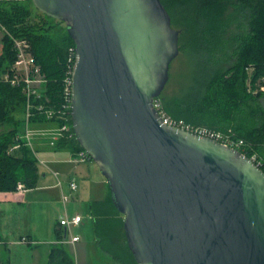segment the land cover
<instances>
[{
    "label": "water",
    "instance_id": "95a60500",
    "mask_svg": "<svg viewBox=\"0 0 264 264\" xmlns=\"http://www.w3.org/2000/svg\"><path fill=\"white\" fill-rule=\"evenodd\" d=\"M75 43L72 127L107 180L138 264H264V172L167 126L154 107L180 55L161 0H32Z\"/></svg>",
    "mask_w": 264,
    "mask_h": 264
},
{
    "label": "trees",
    "instance_id": "16d2710c",
    "mask_svg": "<svg viewBox=\"0 0 264 264\" xmlns=\"http://www.w3.org/2000/svg\"><path fill=\"white\" fill-rule=\"evenodd\" d=\"M161 1L181 33L180 53H189L202 62L194 81L180 94L160 97L165 110L195 125L220 131L233 129L245 140L244 154L250 158L256 155L264 161V106L258 109L251 104L264 97V92L249 91L247 72L248 67H253L251 84L256 88L257 81L264 78V0ZM33 7L32 0H0V29L4 27L8 32H4L1 39L0 126L9 128L0 132V192H15L19 182L28 190L36 188L41 178L36 153L21 138L26 112L23 88L14 87L4 79L16 60L10 35L25 38L30 43L41 74L46 78L49 106L54 107L64 103L70 65L68 54L75 48L66 27L60 29L63 22L52 18L48 22L43 19L47 16L38 10L35 12ZM233 27L237 32L232 35L230 52L227 34ZM248 108L254 113L246 128ZM32 123H46V120L36 116ZM17 142H20V150L10 153ZM55 146L69 148L73 157L84 151L75 135L63 136ZM90 207L98 216L95 221L97 243L107 242L103 252L118 264H138L128 246L124 217L115 208L112 197ZM48 264L76 262L66 247L60 245L52 249Z\"/></svg>",
    "mask_w": 264,
    "mask_h": 264
},
{
    "label": "crops",
    "instance_id": "0c3cea01",
    "mask_svg": "<svg viewBox=\"0 0 264 264\" xmlns=\"http://www.w3.org/2000/svg\"><path fill=\"white\" fill-rule=\"evenodd\" d=\"M1 52L0 50V54ZM251 104L258 109L263 107L264 97ZM253 113L249 108L245 112L246 128ZM33 127L39 131H50L57 129L58 124L40 123L33 124ZM19 150L20 148L11 150L10 153L14 154ZM33 150L44 165L50 166L46 167L49 171L39 163L41 178L36 188L29 189L24 194L0 192V264H48L54 247L64 245L67 249L68 246L76 247L81 243L78 230L86 224L80 211H88L95 228L98 216L92 213L91 204L109 201L112 197L107 180L96 164H91L90 161L74 162L73 152L69 148H56L51 145L50 139L44 136L34 138ZM54 173H58V176ZM59 180L63 183L62 187L59 186ZM73 180L78 184L76 192H72L69 187V182ZM63 194L70 197L67 202L63 201ZM66 215L82 216L80 225L71 230L72 236L80 237L75 243H60L65 236V228L60 225V220ZM70 235L68 239H71ZM26 238L29 243H23ZM96 262L118 264L106 253H101L98 260H94V263Z\"/></svg>",
    "mask_w": 264,
    "mask_h": 264
},
{
    "label": "built area",
    "instance_id": "2783aa9c",
    "mask_svg": "<svg viewBox=\"0 0 264 264\" xmlns=\"http://www.w3.org/2000/svg\"><path fill=\"white\" fill-rule=\"evenodd\" d=\"M5 33L8 34L4 27H1ZM10 35V34H9ZM13 42V49L15 50L16 60L12 67L10 73L4 76V79L14 87L23 88V93L26 97V112H25V126L24 134L22 139L25 140L26 144L33 149V140L36 136H44L50 139L52 146L56 145L57 141L63 136L68 135L70 138L75 135L72 132L73 127L70 125L71 109H72V75L74 72V67L76 63V47L71 48L68 54L69 62V76L66 79L65 84V100L63 105L59 107L49 106L50 99L46 95V78L41 74V68L38 65L34 55L31 52V46L27 39L14 37L10 35ZM247 72L249 74L248 78V89L255 94L259 92H264V78L259 79L256 83V88L252 87L251 78L253 73V67H248ZM154 107L158 111L163 123L167 126L177 127L188 132L194 133L196 135L213 139L224 146L231 147L233 149L239 150L244 154L245 140L239 137L233 129H228L227 131H220L208 127L206 125H195L186 122L183 119H178L171 116L164 108L163 102L160 98L154 100ZM36 116H42L46 123H57L58 128L55 130H42L39 131L33 127L32 120ZM74 131V130H73ZM19 139V138H18ZM20 148V142H17L11 147V150H18ZM245 155V154H244ZM89 156L85 151L79 153L78 156L73 157L74 162L85 163L90 161ZM250 158V157H249ZM261 170L264 172V161L259 159L256 155L250 158ZM39 160V159H38ZM40 164L44 165V162L39 160ZM58 176V173H54ZM59 186L62 187L63 183L59 180ZM69 187L72 192L78 190V184L75 180L69 182ZM28 191L25 184L19 182L17 184L16 191L19 194H24ZM63 201L67 202L70 197L63 194ZM82 222V216L75 215L74 217H66L60 220V225L65 228L64 240L60 243L68 244L75 243L80 240L78 236H72L71 228L80 225ZM71 234V235H70ZM68 235L71 239H68ZM23 243H29L28 240L23 239Z\"/></svg>",
    "mask_w": 264,
    "mask_h": 264
},
{
    "label": "rangeland",
    "instance_id": "374dc122",
    "mask_svg": "<svg viewBox=\"0 0 264 264\" xmlns=\"http://www.w3.org/2000/svg\"><path fill=\"white\" fill-rule=\"evenodd\" d=\"M35 12H38L36 8L33 7ZM43 19L52 21L50 17H43ZM172 26L174 29L179 30L178 26L172 21ZM60 29H65V25L63 24ZM237 30L233 27L231 31L227 34V39L230 41V49L232 48V35L235 34ZM4 31L0 29V50L2 51V42L1 39L3 37ZM185 43V42H184ZM202 62L200 59L193 58L189 53H180V55L172 62L170 68V79L169 82L164 89L162 96L169 97L180 94V92L191 84V81H194L196 73L200 70ZM253 94H255L253 92ZM9 128L7 126H0V132L6 131ZM91 164H95L94 162H90ZM40 166L46 168L50 167L49 165L40 164ZM48 170V168H46ZM49 171V170H48ZM70 206L71 202L68 203ZM62 208V206H61ZM84 217V222L86 226L82 225L81 229L78 231L81 235V243L74 246H68L67 250L70 255L75 259L76 264H100V262L94 263V260H98L100 254L104 253L103 250L106 249L107 242L96 243L97 234L95 232L93 221L90 219L88 211L85 210L80 211ZM73 229V228H71ZM27 239V238H26ZM29 240V239H27ZM98 242V239H97ZM3 248V247H2ZM4 249V248H3ZM6 255H4L5 257Z\"/></svg>",
    "mask_w": 264,
    "mask_h": 264
}]
</instances>
